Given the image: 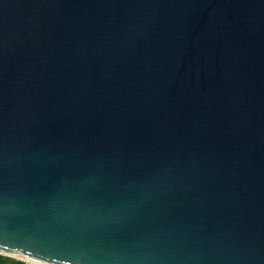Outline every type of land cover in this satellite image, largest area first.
<instances>
[{
	"label": "water",
	"instance_id": "obj_1",
	"mask_svg": "<svg viewBox=\"0 0 264 264\" xmlns=\"http://www.w3.org/2000/svg\"><path fill=\"white\" fill-rule=\"evenodd\" d=\"M0 251L264 264V0H0Z\"/></svg>",
	"mask_w": 264,
	"mask_h": 264
},
{
	"label": "flooded vegetation",
	"instance_id": "obj_2",
	"mask_svg": "<svg viewBox=\"0 0 264 264\" xmlns=\"http://www.w3.org/2000/svg\"><path fill=\"white\" fill-rule=\"evenodd\" d=\"M0 264H33L14 255H8L0 251Z\"/></svg>",
	"mask_w": 264,
	"mask_h": 264
},
{
	"label": "bare ground",
	"instance_id": "obj_3",
	"mask_svg": "<svg viewBox=\"0 0 264 264\" xmlns=\"http://www.w3.org/2000/svg\"><path fill=\"white\" fill-rule=\"evenodd\" d=\"M5 253V252H4ZM8 254V253H6ZM10 255H14V256H20L26 260H30V262L32 261L33 263H38V264H45V262H41V261H38V260H35V259H32V258H29L27 256H23V255H16V254H10ZM48 264V263H47Z\"/></svg>",
	"mask_w": 264,
	"mask_h": 264
},
{
	"label": "rangeland",
	"instance_id": "obj_4",
	"mask_svg": "<svg viewBox=\"0 0 264 264\" xmlns=\"http://www.w3.org/2000/svg\"><path fill=\"white\" fill-rule=\"evenodd\" d=\"M4 253V252H3ZM6 254V253H5ZM8 255H10V254H8ZM14 257H19L20 259H24V258H22V257H20V256H14ZM24 260H26V259H24ZM26 261H28L29 263H33L32 261L30 262V260H26ZM33 264H38V263H33Z\"/></svg>",
	"mask_w": 264,
	"mask_h": 264
},
{
	"label": "clouds",
	"instance_id": "obj_5",
	"mask_svg": "<svg viewBox=\"0 0 264 264\" xmlns=\"http://www.w3.org/2000/svg\"><path fill=\"white\" fill-rule=\"evenodd\" d=\"M45 264H47V261L45 262Z\"/></svg>",
	"mask_w": 264,
	"mask_h": 264
}]
</instances>
